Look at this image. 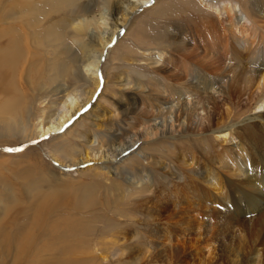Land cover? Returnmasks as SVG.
Wrapping results in <instances>:
<instances>
[{
	"label": "rangeland",
	"instance_id": "rangeland-1",
	"mask_svg": "<svg viewBox=\"0 0 264 264\" xmlns=\"http://www.w3.org/2000/svg\"><path fill=\"white\" fill-rule=\"evenodd\" d=\"M193 1L196 2L154 0L148 7L137 11L132 17L131 26L121 30L123 32L120 36L105 50L106 60L112 61L113 65L106 71L103 64L100 80L102 86L108 81L106 87L109 96L117 94L125 100L130 96V93L124 90L123 84L126 81L136 83L140 78L146 80V77L141 76L145 71H142L143 66L140 65L143 61L138 56V43L145 48L161 46L169 41L173 42L171 33L179 34L182 30L190 29L189 38L194 40V43L189 44L192 49L197 52V48H200L198 52L201 53V41H204L207 47L211 45L210 36H206V31L213 16L208 9ZM256 3L264 6V0H248L247 9H256ZM211 14L214 13L211 11ZM68 15L55 12L52 17L58 21L62 16ZM118 15L120 17L121 13ZM0 23L3 24L1 21ZM64 25L62 29L68 30L67 39L71 40V28ZM164 32L168 33L165 35ZM170 46H173V43ZM41 51L37 61L41 63L36 64L44 69L50 61L55 60V54ZM242 51L248 53L246 49ZM180 56L188 59V64L195 62L192 65L198 67L197 76L209 77L210 70L203 63L209 59L197 60L193 56L189 59L184 53ZM66 58L67 56L64 60ZM210 59L218 60L213 53L210 54ZM54 74L55 71H50L45 76ZM159 78L162 80V75ZM16 79V88L21 87L28 95L25 103L27 132L61 112L68 95L75 98L77 104L83 103L82 99L87 98L90 88L93 87L87 86L92 84L87 83L83 77L79 80L73 75L60 77L51 85L46 84V79L38 80L37 86L32 89L22 88L26 85H23L19 74ZM237 80L233 86L234 101L228 107L231 108L230 116L226 107L221 108L214 124L218 122L221 114L226 112L227 117L222 124L237 126L247 123L238 128L254 132V129L264 127V117H261L264 116V110L257 108L253 103L251 106L248 104L250 93L245 75L240 74ZM17 82H22L20 87ZM99 89L103 90L102 87ZM209 92L218 98V94L212 89H197L195 111L205 115L203 107L209 104ZM93 103H96V99ZM200 104H203V107H200ZM84 112L85 110L81 112L80 109L79 113H76L78 117L75 114L74 120L68 121V127L62 128L63 131L37 135L29 140L23 139L22 134L18 132L0 135V264H203L200 259L202 257V261H205L204 256L209 252L211 264H227L221 258L215 257L217 252L213 245L209 249L208 246L197 248L202 254L196 255L194 239L188 243L185 240L180 241L182 259L175 254V236L178 237L183 231H186V235H194L195 221L187 224L188 221L197 215L205 217L206 212L195 205L203 206L197 202L195 196L192 197L190 186L193 187V184L189 179L191 173L189 170L182 172L179 165H185L180 162L177 152L194 156L191 165L199 168L206 180L210 171L207 172L206 168L209 164H214L215 154L228 153V150L235 148V143L241 142L235 131L231 133L232 139L228 138L229 141L216 138L211 130L201 134L185 132L173 137L159 135L160 138H152L137 145L130 153L126 152L128 155L121 157V163L101 160L100 163L87 161L75 164L67 158L74 156L70 154L75 151L74 148H79L85 154L89 150L88 140H94L96 134H104L111 139L106 133L110 112L100 116V111L94 109L83 116ZM203 123H209L208 119L205 118ZM8 147L24 150L18 153L3 151ZM75 156H81L80 151L75 153ZM183 176L184 179L181 178ZM143 177L147 180L144 181ZM186 178L188 186L184 188L182 182ZM196 183L201 185L197 192L199 194L208 187L202 180ZM229 201L230 198L228 203ZM55 203L61 204L46 212L45 207L51 208ZM217 205H220L218 208L222 206L221 203ZM194 207L197 210H194ZM39 218H42V221L36 224L35 221ZM248 218L251 219L250 216ZM55 224L59 225L58 230L61 228L62 234L67 228H72L73 234L60 235V231L53 226L51 228V225ZM214 227L217 228V224ZM118 230H125L126 233L123 234L128 237H132L135 231L140 232L137 233V241L147 246L137 247V242H130L131 239L113 236ZM28 236H32L30 241L26 240ZM254 239L249 242L250 251L247 253L245 264H264V234ZM240 245L242 244H237V248ZM146 249L149 250L147 256Z\"/></svg>",
	"mask_w": 264,
	"mask_h": 264
},
{
	"label": "bare ground",
	"instance_id": "bare-ground-1",
	"mask_svg": "<svg viewBox=\"0 0 264 264\" xmlns=\"http://www.w3.org/2000/svg\"><path fill=\"white\" fill-rule=\"evenodd\" d=\"M0 1V21L4 24L0 23V135L18 132L22 134L23 139L29 140L37 135L60 131L80 109L81 112L89 110L82 113L83 116L94 109L100 111V116L110 112V123L106 125L108 131L106 133L111 139L104 134H100L101 136L96 134L94 140H88L90 144L88 152L84 154L79 148H74L75 151L70 152L74 156L67 157L72 163L80 164L87 161L100 163L101 160L121 163L124 153H130L137 145L152 138L153 140L160 138L159 135L173 137L185 132L201 134L211 130L216 138L229 141L228 138L231 140V133L235 131L241 142L235 143V148L228 150V153L215 154L214 164H209L206 168L207 172L210 170L206 180L199 168L191 165L194 156L177 152L180 162L187 167L179 165L180 169L183 173L188 170L191 173L189 179L193 184V187L190 186L193 191L192 197L195 196L197 202L203 204L201 207L199 204L195 205L206 212L205 217L197 215L194 219L190 218L187 223L195 221H193L195 236L186 235V231L180 233L178 237L175 236L177 250L175 254L182 257V248L179 247L181 240L188 243L194 239L196 249L201 246L204 248L208 246L209 249L213 245L217 252L215 257L221 258L227 264H245L247 253L250 251L249 242L264 234V127H258L253 130L254 132H250L248 129L238 128L247 123L237 126L222 124L227 117L226 112L221 114L216 124L214 120L219 110L224 107L230 116L231 108L228 107L234 101L233 86L240 74L246 77L250 93L248 104L251 106L253 103L257 108L264 110V6L256 3V9H247L248 0L193 1L208 9L213 16V18L210 16L212 21L206 31V36H210L211 45L207 47L205 42L201 41L203 51H206L200 53L198 52L200 48H197V52L192 49L189 44L194 43V40L189 38L190 29L182 30L179 34L171 33L173 42L169 41L162 44L163 46L145 48L138 43L136 45L140 52L138 56L143 61L140 65L143 66L142 71H145L141 76L146 77V80L140 78L136 83L126 81L123 84L124 90L129 92L130 96L122 100L117 94L113 96L107 94L108 81L104 86L101 85L103 64L106 71L113 65L112 61L106 60L105 50L116 37L120 36L123 32L121 30L130 25L137 11L142 7H148L153 0ZM211 11L214 14H211ZM55 12L69 15L62 16L63 18L56 21L52 17ZM61 24L66 27L69 25L71 28V40L67 39L69 32L62 29ZM167 33L164 32L165 35ZM172 43L173 46H170ZM243 49L248 53H244ZM41 50L55 54L56 60L47 62L44 69L37 65L41 63H37ZM181 53L187 55L189 59L192 56L197 60L209 59L208 62L202 61L210 70L209 77L197 76L198 67L192 65L195 62L188 64V59L180 56ZM212 53L218 60L210 59ZM61 55L67 58L64 60L65 57L61 58ZM50 71H55L56 74L45 76ZM18 74L23 85H26L22 87L23 89L36 87L38 80L46 79V84L51 85L58 78L71 75L79 80L83 77L87 83L92 84L87 86L93 87L90 88L87 98L82 99L83 103L77 104L75 98L68 95L61 112L49 117L45 123L40 122L39 127L31 128L27 132L25 103L28 95L21 90L22 82H17L20 89L16 88ZM161 75L162 80L159 78ZM100 87L103 90H100ZM198 88L212 89L218 94L216 98L209 92L210 98L207 100L209 106L203 107V104H200L206 112L205 115L195 111L197 109L195 95ZM94 99L96 103H93ZM205 118L209 123H203ZM79 151L81 156H75ZM215 165L217 167L214 168ZM197 176L208 186L201 194L197 193L201 186L196 183L201 182ZM145 178L143 177L144 181L147 180ZM187 182L186 178L182 182V187H187ZM220 203L222 206L218 208L217 204ZM60 204L55 203L51 208L46 206L45 210L48 212V209H56ZM196 207L194 210H197ZM216 224L217 228L214 227ZM52 226L58 232L61 229L58 230L57 224L51 225V228ZM135 232L132 237H128L123 234L126 233L125 230H118L113 236L131 239L130 242H137V247L147 246L137 241V233L140 232ZM59 233L73 234V229L67 228L63 234L61 231ZM30 237L32 236H28L26 240L30 241ZM237 244L242 245L237 248ZM148 252L146 249L145 256ZM195 252L196 255L202 254L199 249ZM209 254L210 252L204 256L205 261H202L201 257L203 264H211ZM258 257L260 258L261 254Z\"/></svg>",
	"mask_w": 264,
	"mask_h": 264
},
{
	"label": "snow or ice",
	"instance_id": "snow-or-ice-1",
	"mask_svg": "<svg viewBox=\"0 0 264 264\" xmlns=\"http://www.w3.org/2000/svg\"><path fill=\"white\" fill-rule=\"evenodd\" d=\"M154 3V0H153ZM111 47V45H110ZM68 125H65V128H67ZM61 131H63V129H61ZM47 139V138H45ZM33 143H38L37 141H33ZM24 149L23 148H19V147H8V148H4L3 151L8 152V153H18V152H22ZM125 156L128 155V153H124ZM55 163V161L53 162ZM87 167V166H86ZM217 207H220V205H217Z\"/></svg>",
	"mask_w": 264,
	"mask_h": 264
}]
</instances>
